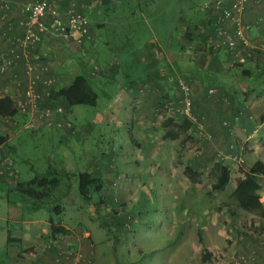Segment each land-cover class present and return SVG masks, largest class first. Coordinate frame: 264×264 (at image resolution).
I'll list each match as a JSON object with an SVG mask.
<instances>
[{
  "label": "rangeland",
  "instance_id": "obj_1",
  "mask_svg": "<svg viewBox=\"0 0 264 264\" xmlns=\"http://www.w3.org/2000/svg\"><path fill=\"white\" fill-rule=\"evenodd\" d=\"M32 1L0 0V29L9 23L13 25L12 18H8L7 15L11 7H18V25L19 21L26 18L22 9ZM57 2L62 8H70L78 12L75 0H57ZM204 2V0H114V6H111L108 12L99 10L94 14L95 21L90 19V23L102 25L95 30L94 43H87L90 50L85 54L69 55L74 70L77 69L78 74L86 75L89 82L94 83V78L89 76L92 72V55L96 53L94 62L102 68V76L96 78L94 83L98 94L96 105H78L69 108L66 114L64 111L62 114H52L50 123L48 119L41 118L38 112L44 109L43 96L38 111L31 113L30 116L28 114L27 121L21 125L19 136L10 143L15 147V151L9 156L20 180L26 181L34 176H42L49 166L53 167L60 183L55 192L45 198L50 208L44 207L38 214L42 218L50 216L56 218L51 207L60 204L64 209L61 214L64 222L72 229L81 228L80 236L85 232L88 233L89 238L83 236V239L91 246L89 245L90 248L88 247L84 254L81 248L73 246L70 237H67L68 241L65 240L64 245L79 250L85 257L91 258L93 264H215V262L220 264L225 259L221 252L214 251L215 253L210 255L205 254L206 260L202 263L204 249L190 257L189 240H194L195 225L201 227L200 220L203 219L206 209H203L205 205L203 202L200 203V200L192 202L191 197L186 198L189 192H186V195L180 192L178 195V202H183V206L188 211L176 206L177 185H203L202 189L209 192L213 179L210 171L217 163L230 166L231 177L228 186L223 192L214 196L213 208H208L212 220L208 221L207 224L211 225H208V228L215 235L223 237L219 230L223 227L221 219L226 214L224 211L226 206L222 205L227 201L230 202L228 196L231 185H235L236 180L242 178V173H245L258 158L264 159V120H259L256 125H259V128L237 125L235 129L232 124L222 121L223 124L219 128H229V131L222 135L202 132L200 128L201 133H196L191 139L181 133L177 141L170 145L165 144L166 146L163 143L157 145L156 140L152 141V138L144 139L140 135L141 129L138 126L139 108L143 104L141 99L144 95L148 96L144 101L142 113L147 119L144 125H152L156 120L148 114L152 106L158 107L164 102L165 96L170 99L165 104L166 108L160 110L162 112L172 110V107H176L173 102L181 100L182 94L176 87V81L180 80L187 85L186 77H192L191 73L188 74L189 68L191 65L192 69L196 67L194 68L192 60L187 59V55L181 59L177 54L176 39L179 35L177 28L181 18L209 17L207 13L200 11V6ZM18 27L21 28L19 25ZM5 36L0 35V39ZM207 40L208 38L205 43L202 42L199 52L204 53L209 50ZM68 41L75 48L82 44L74 39ZM220 52L222 57L224 51ZM10 59V56L0 54V66L5 60ZM33 59L37 61V58L33 57ZM221 59L223 60V57ZM79 61H83L85 66L80 65ZM40 62L47 63L49 70L51 69L48 60L42 59ZM22 63L24 68V62ZM231 65L235 69L241 68L240 64L231 63ZM58 69L60 72L63 71V68ZM197 69L196 76L205 87L212 86L214 80L219 79L216 70L213 77L207 78L208 71L212 69L207 71L201 67ZM8 70L10 69L4 73ZM97 71L98 68L95 67L94 72ZM18 81L22 86V80ZM188 88L191 94L190 87ZM3 89L4 87L0 88ZM129 89H134V92ZM125 95L129 107L126 110L117 109L118 99ZM259 97L264 101V92L259 93ZM222 101L229 102L227 97H223ZM160 111L157 112L159 115ZM190 114L191 110L189 116ZM36 117L43 119L45 124L49 122L56 125L62 136L66 135L67 130L64 129H68L65 126L66 121L72 125L69 135L71 138L68 137V141L61 143L66 147L63 152L69 158L72 157L74 163L67 174H63L58 157L53 155L56 145L51 144L48 132L27 131L25 125L29 118L32 129L36 130L34 120ZM157 122L159 120L155 121ZM253 130L256 132L249 138ZM238 131H241L242 135ZM203 134H208L210 139L207 140ZM63 146L57 147L59 151L63 150ZM155 146L157 148L153 156ZM146 152L149 155H146ZM158 153L165 154L160 166L156 165L153 158ZM238 153L243 155V162L240 165L232 160V157ZM142 154L143 158H140ZM189 162L193 164L199 175L195 182H191L188 178ZM7 163L9 167L10 164ZM83 172L100 177L103 185H111L107 179V175L109 176L111 172L119 185H131L132 198L125 206L119 202L110 204L109 202H112L110 200L106 201L99 210L94 209V206L97 207L99 192L91 185L87 188L84 198L78 190V174ZM11 195L10 192L6 194L12 199ZM6 196L0 198L1 216H7ZM197 198L200 199L201 195L198 194ZM28 202L23 203L25 216L28 215L27 212L31 213ZM196 208L200 214L197 211L198 218L193 221ZM182 209V217H178V211ZM229 210H235L231 202ZM128 216L130 219H127ZM184 220L186 225L192 228V236L188 238H180L179 225ZM241 226L244 228L243 224ZM43 243L44 241L26 250L20 256L22 263L26 264L30 257L29 252L33 248L42 247ZM217 256L222 260H217Z\"/></svg>",
  "mask_w": 264,
  "mask_h": 264
},
{
  "label": "crops",
  "instance_id": "obj_2",
  "mask_svg": "<svg viewBox=\"0 0 264 264\" xmlns=\"http://www.w3.org/2000/svg\"><path fill=\"white\" fill-rule=\"evenodd\" d=\"M204 1L206 2L208 0ZM75 5L77 10L85 15L89 24L88 37L82 42V44L79 45L78 48H75L68 40L51 37L45 44L39 46L31 53V56L37 58V60L46 59L49 61L51 67L49 76L53 77L55 80L51 87H45L40 83L38 84L37 89L43 96L49 91L52 92L53 90H57L58 88L69 84L73 77L78 74V70H74L69 55H74L75 53L85 54L90 50L87 43H94L95 30L102 26L95 22L90 23L91 20L95 21L94 14L99 10L108 12L111 6H114L113 3L99 4V2L94 3L90 0H75ZM17 8V6L11 7L10 12L7 14L8 18H12V31L9 33L8 37L5 36L0 39V54H4L6 57H12L11 51L13 49L20 52V48L15 45V38L22 34L23 29L19 28L17 25V18L19 17ZM204 13L209 15L206 19H210L212 13ZM208 19L205 21L202 18L189 19L184 17L181 18L180 24L177 28L179 31V35H177L176 39L178 44L177 54L181 59L183 56L186 57L185 55H187V53H184L181 50L182 46L186 45L189 59L194 62V68L196 67L195 69H192L193 66L191 65L188 74L191 73L192 77H186L185 79L187 85L190 87L192 97L190 116H184L178 112L177 109L182 105L180 100L178 102H173L176 107H172V110L170 109L171 111H160L162 108H166L165 104L170 99L165 96L164 102L158 105V107L152 106L151 112L148 114L150 117L156 118L157 121L159 120V122L155 123V120L152 125H144L146 124L147 119L142 113L144 110V101L148 97L144 95L141 99L143 104L141 105V108H139L138 114L140 117V122H138V126L141 129L140 135H142L144 139L150 140L152 138V141L156 140L155 143H157V145L162 143L164 145H170L172 142L177 141L181 133H184L187 138L191 139L193 136H196V133H201L200 128H202V132L222 135V133L229 131L228 127L222 129L219 128V126L225 121H227L229 125L232 124V127L235 129V126L237 125H240L241 127L255 126V128H259V125L256 126L259 120H264V101L259 97V93L264 92V49L255 50L253 52L254 58L248 62L240 64L241 68L236 69L231 65L233 61H231L225 53L222 55V60L220 51L210 52L205 49L206 52H199L202 42H206V39L203 41L205 34L210 33ZM242 21L250 27L246 33L248 42L257 46L264 45V0L261 1L259 6L249 2L242 15ZM187 24H189L192 29L190 32L191 40L188 43L182 39L181 34L183 27ZM207 41H209V38ZM239 46L243 52L246 50L242 45ZM94 61H96V53H93L92 55V72L89 76L94 78L95 83V79L102 76V68ZM79 63L80 65L85 66L83 61H79ZM22 64V61H15L13 64L15 66H13V68H10L6 73H0V88L4 87L3 90H0V93H2L0 97L8 96L13 101L15 110L14 115L9 118L0 117V169H3L4 165H8L7 162L10 164L9 167L6 166L4 168V173L0 175V198L6 196L9 192L12 194V199H10L9 196H6L5 199L8 207L6 212L7 216H1L0 214V264H23V260L20 256H22L26 250L42 243L50 233L52 226L60 227L70 233L71 243L74 247L81 248L84 254L87 252L86 249L91 246L90 244L89 246L85 239H83V234L80 236L79 231L81 228L76 227L72 229L64 222V218L61 216L64 209L60 204L51 207V211L55 212L56 218H52L51 216L48 218H42L41 215L38 214L44 207L50 208V205L45 201L46 197H40L39 192L35 188L26 187V183L33 177L26 181L20 180L21 178L18 176V172L13 168V163L9 154L15 151V147L10 143L19 136L21 125L27 121L28 117V113L22 114L19 109V104L23 101L25 84V67L23 68ZM95 67L98 68L96 73L94 72ZM197 67H201L205 71L212 69L211 71H208V74L204 72L207 74V78L210 76L213 77V73H215L214 70H216L219 79L214 80L212 86L205 87L199 77L196 76L198 70ZM58 68H63V71L60 72ZM20 79L22 80V86H20L18 81ZM87 80L89 82L88 77ZM94 83L89 82L91 87L96 91ZM129 90L134 92V89ZM257 91L260 92L258 93ZM223 97H227L229 102L224 103L222 101ZM126 98L127 96L125 95L118 99L116 103L117 109L126 110L129 107V104L126 103ZM61 102V100L48 101V99H44L43 105L45 103V108L52 104L60 105ZM159 111L161 112L160 115L157 113ZM158 117H160V119H157ZM34 120L36 122V130H34V132H48V139H51V144L56 145L53 155L55 154L58 157V163L62 168L61 171L63 174H67L74 166V163L72 157L69 158V156L63 152L66 147L61 143H65L71 137H69V135H60L54 124L47 127L46 124L43 123V119L36 117ZM151 126H154V128ZM256 130H253L252 134L249 135V138L254 136ZM238 132L242 135L241 131ZM55 141L57 144H55ZM58 146H63V150L59 151V148H57ZM155 148H157V146L154 147L153 156L155 154ZM146 155H149L148 152H146ZM164 155L165 154L158 153L156 157H153L157 166H160V164L163 163L162 159ZM140 158H143V154ZM258 160L264 162L263 158H258ZM188 167L193 168V164L189 162ZM51 170L53 171V167L49 166L46 173ZM109 171L110 170H108V172ZM124 178L126 179L127 177L124 176ZM107 179L111 185L101 186L97 207L94 206V209L96 210H99L104 204H106V201L109 202L112 200V202H109L110 204L119 202L121 205L125 206L127 201L132 198L133 190L131 185H119V183L115 182L116 179L112 176L111 172L109 173V176L107 175ZM231 186L230 191L234 189L235 185ZM202 187L203 185H177L178 191H176L175 194L177 199L176 206L183 208L186 211L188 210L183 206V202H178V195L180 192H183L185 195L186 192H189L186 198L191 197L192 202L200 200L199 202H203L205 205L203 209H206L203 219L200 220L201 227L198 228V225H195L196 230L193 235L194 240H189L190 242L188 246L190 249V257L192 254L204 249L209 255L215 253L214 251L221 252L225 259L220 264H229L240 260L242 257L248 262H243L241 264H264V243H262L264 240V217L259 218L238 208L236 209V207L235 210L230 211L229 203H232V201L229 203L227 201L225 205H222L227 208L225 207L224 209L226 212L223 216L224 219H221V221L223 220V227L219 230L223 237L215 235L213 231L208 228V225H210V223L207 224L208 221H212L210 219L211 214H208V208H213L214 196L220 193H213L211 191L207 192V190H203ZM262 192L263 189L260 188L259 193ZM198 194L201 195L200 199L197 198ZM25 202L30 203L29 208L31 211V213L27 212L28 215L26 216L23 214V203ZM261 203L264 207V202ZM233 206L235 205L233 204ZM183 209L178 211V217H182ZM197 211L199 210L196 208V215L193 221L198 218ZM198 213L200 214V211ZM202 213L201 210V215ZM35 215L38 217H35ZM224 222L226 224H224ZM242 224L244 228L241 226ZM179 230L180 238H188L192 236V228L186 225V220L180 222ZM52 258L53 255L51 253H46L38 257L36 260L28 257L29 260L26 264H50Z\"/></svg>",
  "mask_w": 264,
  "mask_h": 264
},
{
  "label": "built area",
  "instance_id": "obj_3",
  "mask_svg": "<svg viewBox=\"0 0 264 264\" xmlns=\"http://www.w3.org/2000/svg\"><path fill=\"white\" fill-rule=\"evenodd\" d=\"M224 1L211 0L202 5L203 10L212 9L214 16V36L210 37L209 42L214 49H223L236 62L244 63L252 57L253 51L264 48L263 45L257 46L248 42L246 33L250 27L242 21V15L247 4L252 2L256 6H259L262 0H229V4H226ZM93 2L97 3L98 0H93ZM22 13L26 18L19 21L18 25L23 29V33L15 38V45L20 48V52L14 49L11 51L12 57L10 60L3 62L0 66V73L2 74L7 69H10V66L12 67L15 63L14 61L18 59L24 62V97L23 101L19 104V109L22 114L28 113L30 116L31 113L33 114L38 111L39 103L43 99V95L37 89L38 84L50 87L54 82V78L49 76L50 70L47 63L40 62L41 60L36 61L33 59V56L30 59L32 51L45 44L51 37H58L63 40L74 39L76 42L82 43L83 39L88 37V22L77 11L70 8L61 9L57 0H33L31 4L22 9ZM45 18L48 19V22L43 21ZM12 27L13 25L9 23L1 28L0 35L5 36L9 34ZM239 45L245 47V52L238 49ZM178 86L182 94L180 100L182 105L178 108V112L184 116H189L191 110L189 88L180 80L178 81ZM45 95L48 96V93ZM27 110L29 112H26ZM38 112L41 118L48 119L51 123L50 117L52 114H62L63 110L60 107L47 106ZM30 121L31 119L29 118L25 126L28 132H33L34 129H32ZM49 122L48 124L46 123L48 127L52 125ZM65 126L68 129L71 128L69 122ZM203 135L207 140L210 139L208 134ZM232 160L237 165H240L243 162V155L238 153L232 157ZM2 174L3 169L0 175ZM258 183L261 186L260 188L263 189V192L259 193V200L264 202V176H260ZM70 236V233H58L54 236L48 234L42 247L33 248L29 252V256L33 260H36L46 253H51L53 258L50 264H93L92 259L85 257L79 250L64 245L65 240L68 241L67 237ZM83 236L89 238V234L86 232L83 233ZM262 243H264V240ZM217 260L220 261L222 259L217 256ZM243 262L248 261L242 257L240 260L229 264H241ZM215 264L219 263L215 262Z\"/></svg>",
  "mask_w": 264,
  "mask_h": 264
},
{
  "label": "trees",
  "instance_id": "obj_4",
  "mask_svg": "<svg viewBox=\"0 0 264 264\" xmlns=\"http://www.w3.org/2000/svg\"><path fill=\"white\" fill-rule=\"evenodd\" d=\"M113 1L114 0H98L99 4L100 3L112 4L114 3ZM209 1L211 0H208L206 2H209ZM224 2L226 4H229V0H225ZM61 9H68V8L61 7ZM200 10L202 12L212 13L210 19L207 18L209 21L208 26L210 27V30H209L210 33L205 34V37L203 36L204 37L203 41H204L206 38L210 39V37L212 38L214 36V27H213L214 16H213L212 9L210 8L208 10H203L202 5H201ZM79 13L85 17V15L82 12H79ZM200 18L204 20L206 19V17H200ZM43 21L48 22V19L45 18L43 19ZM88 27H89V24H88ZM191 30L192 29L189 26V24L183 27L182 31L180 30L182 34V39L185 40L186 43H188L191 40V33H190ZM85 39H83V41ZM209 41L207 42V48L209 49L210 52L211 51L218 52V51L223 50V49H214L212 44H210ZM238 49L240 50L241 47L238 46ZM181 50L187 53V56H188L187 59L190 60L187 46L183 45ZM253 52H252V57L250 59H247L245 62H248L254 58ZM224 53L227 54L225 51ZM227 56L230 58L231 61H233L232 63L243 64V63L236 62L230 54H227ZM177 87L179 88L178 82H177ZM47 93H48V96L44 95V98L48 99V101H52V100L62 101L60 105L52 104L51 106L62 108L65 114L69 111V108L74 107V106H78V105L95 106L97 103V98H98V94L89 84L86 75H83V74L75 75L69 84H66L58 88L57 90H53L52 92L49 91ZM191 105H192V98H191ZM39 107L40 106H38V108ZM14 111L15 110H14L13 101L8 96L0 97V117L9 118L14 115ZM67 130L68 131H65L66 135H70V131L72 130V125H71V128ZM6 166L7 165H4L3 167V173L5 170L4 168ZM187 171H188L189 180L191 182H195L196 179L199 177L198 172L194 169V167L193 168L188 167ZM230 173H231L230 166L225 165L223 163H217L214 169L210 171V175L213 178L211 185H210V191L213 193L223 192L230 182V177H231ZM260 176H264V163L260 160H257L244 173L242 178L240 177L239 179L236 180L235 187L233 190L230 191L228 197L230 201H232V203L238 209L246 213L255 215L259 218H262L264 217V207H263V204L259 200L260 185L258 181H259ZM59 181L60 180L56 172L54 170L53 171L51 170V171H48L45 175L33 177L31 180H29L26 183V187L35 188L39 192L40 197H47L48 195H52L55 192V190L58 188V185L60 183ZM91 185H93L94 190H97L99 192L101 189V186L103 185L101 178L98 176H93L92 174L87 173V172L78 174V190L81 196L85 198L86 190ZM127 219H130V217L128 216ZM126 225L127 227H129L128 224ZM50 230H51L49 233L50 236H54L55 234H58V233H68L67 231H65V229H62L56 226H52ZM205 254L207 253L204 250L203 256L201 257L202 263L205 262L206 260Z\"/></svg>",
  "mask_w": 264,
  "mask_h": 264
}]
</instances>
